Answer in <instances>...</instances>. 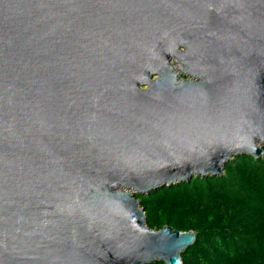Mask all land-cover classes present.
<instances>
[{
	"label": "water",
	"instance_id": "1",
	"mask_svg": "<svg viewBox=\"0 0 264 264\" xmlns=\"http://www.w3.org/2000/svg\"><path fill=\"white\" fill-rule=\"evenodd\" d=\"M242 155L264 0H0V264H182L137 197Z\"/></svg>",
	"mask_w": 264,
	"mask_h": 264
},
{
	"label": "trees",
	"instance_id": "2",
	"mask_svg": "<svg viewBox=\"0 0 264 264\" xmlns=\"http://www.w3.org/2000/svg\"><path fill=\"white\" fill-rule=\"evenodd\" d=\"M137 199L150 229L195 234L182 264H264V157L238 156L223 175L193 177Z\"/></svg>",
	"mask_w": 264,
	"mask_h": 264
},
{
	"label": "rangeland",
	"instance_id": "3",
	"mask_svg": "<svg viewBox=\"0 0 264 264\" xmlns=\"http://www.w3.org/2000/svg\"><path fill=\"white\" fill-rule=\"evenodd\" d=\"M174 68H176V66L174 65ZM183 78V77H182Z\"/></svg>",
	"mask_w": 264,
	"mask_h": 264
}]
</instances>
